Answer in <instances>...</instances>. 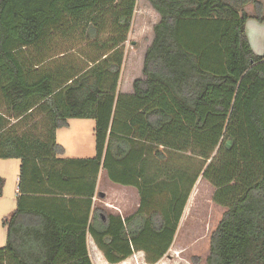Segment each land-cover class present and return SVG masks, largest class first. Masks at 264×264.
Instances as JSON below:
<instances>
[{"label": "trees", "instance_id": "obj_1", "mask_svg": "<svg viewBox=\"0 0 264 264\" xmlns=\"http://www.w3.org/2000/svg\"><path fill=\"white\" fill-rule=\"evenodd\" d=\"M147 1L160 21L128 95L138 0H0V160L21 162L0 264H93L88 236L109 264H158L200 179L225 209L207 264H264V56L246 35L264 0ZM78 37L96 50L82 68L58 52ZM70 120L95 122L93 158L65 157ZM102 173L137 191L134 213L94 205Z\"/></svg>", "mask_w": 264, "mask_h": 264}, {"label": "rangeland", "instance_id": "obj_2", "mask_svg": "<svg viewBox=\"0 0 264 264\" xmlns=\"http://www.w3.org/2000/svg\"><path fill=\"white\" fill-rule=\"evenodd\" d=\"M159 19V15L147 0H138L132 29L125 44V60L119 93H131L134 81L143 78L145 53L153 43L154 27ZM108 37L109 34L105 33L102 38L106 40ZM73 43L59 46L58 52H68L63 63L70 62L80 68L87 66L95 57L96 50L79 37ZM94 130L93 120H74L71 128L58 130L57 142L67 147L65 157L93 158L96 155ZM20 167L19 160H0V176L8 177V189L0 198V249L7 242L5 216L12 207L11 200L19 194L17 178L20 176ZM100 183L99 191L103 198L98 197L100 200L98 204L101 208L116 215H120L117 210H121L125 217L138 209L139 196L136 197L138 194L135 189L128 191L113 185L104 173L100 176ZM214 193L215 189L207 181L200 179L197 182L185 209L175 242L169 253L158 264H207L211 236L225 213L224 208L214 203ZM88 246L93 264H98V252L90 236H88ZM127 264L147 263L144 255L137 254L127 261Z\"/></svg>", "mask_w": 264, "mask_h": 264}, {"label": "crops", "instance_id": "obj_3", "mask_svg": "<svg viewBox=\"0 0 264 264\" xmlns=\"http://www.w3.org/2000/svg\"><path fill=\"white\" fill-rule=\"evenodd\" d=\"M158 14V13H157ZM160 17V16H159ZM159 21H160V19H159ZM159 23V22H158ZM157 23V24H158ZM246 35H247V37H248V40H249V42H250V45H251V47H252V50L254 51V53L256 54V55H258V56H264V23H259L258 21H256V20H254V19H251V20H249L248 21V23H247V25H246ZM152 45V44H151ZM148 50V49H147ZM147 52V51H146ZM145 55H146V53H145ZM144 59H145V57H144ZM144 65V64H143ZM139 79H144V75H143V78H139ZM136 81V80H135ZM134 81V82H135ZM134 93V83H133V86H132V92L131 93H128V95H131V94H133ZM72 121H74V120H70L69 121V125H68V127L67 128H71V124H72ZM59 143V142H58ZM64 149H65V151H66V154H67V147L66 146H64V145H62L61 143H59ZM102 174H100V176H101ZM100 176H99V180H98V186H97V194H99V196L98 195H96L95 196V198L93 199V202H94V205L95 206H99V204H98V201H100L99 200V198L98 197H100V198H103V196H102V194H101V192L99 191V189H100V186H101V183H100ZM2 177L5 179V181H6V185H5V188H4V192H5V190H7L8 189V177H4L3 175H2ZM17 180L19 181V178H17ZM120 187V186H119ZM17 190L19 191V186H17ZM121 188H124V189H128V191H129V189H131V190H134V189H132V188H125V187H121ZM9 193V192H8ZM3 195H4V193H3ZM137 195V194H136ZM17 197H13V199L11 200V204H12V207H10V209H9V211H8V214L5 216V220H6V222L11 218V216L14 214V212H15V210H16V205H17V199H18V197L20 196V193L18 194V195H16ZM3 197V196H2ZM136 197H138V195L136 196ZM100 207V206H99ZM139 207V204H137V208ZM119 213H120V215L123 217V218H125V216L122 214V212H121V210H117ZM127 217V216H126ZM6 229V228H5ZM91 237V236H90ZM93 241V240H92ZM93 244H94V242H93ZM95 245V244H94ZM89 247V246H88ZM95 247V249H96V251L98 252V264H107L108 262L106 261V260H104L105 258H104V256H103V254L98 250V248L96 247V245L94 246ZM138 255H144L143 253H138ZM136 256V255H135ZM134 256V257H135ZM134 257H132V258H134ZM132 258H130V259H132ZM130 259H128L127 261H129ZM127 261H125V262H123V263H121V264H127ZM107 262V263H106ZM109 264V263H108Z\"/></svg>", "mask_w": 264, "mask_h": 264}, {"label": "water", "instance_id": "obj_4", "mask_svg": "<svg viewBox=\"0 0 264 264\" xmlns=\"http://www.w3.org/2000/svg\"><path fill=\"white\" fill-rule=\"evenodd\" d=\"M233 140H229L227 143H226V149L227 150H231L232 147H233Z\"/></svg>", "mask_w": 264, "mask_h": 264}]
</instances>
